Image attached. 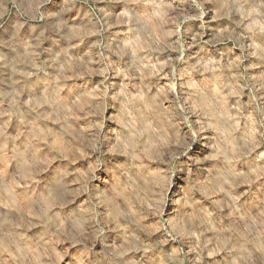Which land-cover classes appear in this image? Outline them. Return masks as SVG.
I'll list each match as a JSON object with an SVG mask.
<instances>
[{
  "label": "clouds",
  "instance_id": "clouds-1",
  "mask_svg": "<svg viewBox=\"0 0 264 264\" xmlns=\"http://www.w3.org/2000/svg\"><path fill=\"white\" fill-rule=\"evenodd\" d=\"M54 3L56 0H0V17L16 10L11 39L0 40V63L8 61L4 66L14 72L20 65L29 71L35 68L36 50L44 40L59 47L61 40L97 38L77 59L73 58L74 45L60 51L40 49L49 58L40 62L33 82L46 85V107L39 115L31 117L27 109L21 113L17 105L22 106L23 101L18 94L12 95L8 115L18 124L11 131L6 123L0 128V264H60V255L67 257L64 264H129L127 253L145 249L148 239L137 222L151 214L140 203L145 197H155L156 207L170 203L169 215L180 218L179 229L168 220L157 221L164 230L161 236L167 233V238L183 240L194 231H204L207 225L201 228L194 222L197 209L210 214L195 198L202 190L198 182L190 178L191 204L184 197L177 201L175 194L169 197V188L175 178L183 179L188 162L178 157L187 155L202 130L221 133L224 125L235 129L229 100L230 89L239 85L226 81L234 80L231 70L239 62H205L200 51L185 57V45L169 39L179 36L176 29L184 17L166 0H108L114 7L106 10L90 4L87 11L77 8L79 0H62L57 9L51 7ZM216 4V18L242 16L238 27L245 22L256 24V31L264 33V0H216ZM197 8V18L203 20V5L197 4ZM73 11L82 27H72L66 19ZM30 21L43 28L36 34L32 25L31 38L23 39L20 29ZM173 22L176 29H169L167 25ZM114 23L127 26L120 34L123 39L106 43L105 34ZM5 48L16 54L13 60L5 56ZM168 50L178 53L175 60L161 58L159 54ZM70 62L81 70L97 65L96 73L104 79L56 81V75L63 77ZM180 63L182 71L175 67ZM165 68L168 81L161 85L154 77L163 75ZM205 69L209 75L203 74ZM109 74L120 80L110 81ZM16 83L23 91V79ZM77 97L88 101L85 111L92 118L84 117ZM236 103L246 107L239 100ZM109 108L112 114L105 116ZM252 111L264 141V109L254 107ZM237 115L247 120L243 113ZM33 123L51 127L50 139L58 140L62 149L40 144ZM186 126L189 131H184ZM243 147L248 150L249 144ZM231 150L229 143L226 152L218 154L224 162L211 166L213 171L228 168V175L206 173L211 177L206 188L229 198L242 175L235 173L232 161L236 157L230 155ZM161 158L166 167L159 163ZM73 160L80 163L74 165ZM258 170L264 174V165ZM224 231L231 234L230 251L237 253L241 264H264V239L254 228L238 231L229 226ZM159 240L157 237L153 243L150 256L138 258V264H183V249L169 253ZM59 241L64 243L58 254Z\"/></svg>",
  "mask_w": 264,
  "mask_h": 264
},
{
  "label": "rangeland",
  "instance_id": "rangeland-1",
  "mask_svg": "<svg viewBox=\"0 0 264 264\" xmlns=\"http://www.w3.org/2000/svg\"><path fill=\"white\" fill-rule=\"evenodd\" d=\"M171 3L176 9H179V15L184 17L180 26L176 29L175 22L168 24L169 29H176L179 36L172 35L170 40L179 39L185 45V57L189 54L200 51L205 62L209 60H221V63L228 61L239 62V66L231 70V77L234 80L226 81L227 83H235L239 87H232L230 89L229 103L232 105L233 111L230 116L235 119V129H229L227 125L222 127L221 133H215L211 130H202L200 135L196 137L195 142L192 143L187 155L178 157L179 160L187 161L188 167L183 171V179L175 178L169 188V197L175 194L177 201L184 197L188 204L191 201L188 197L191 196L189 191L190 178L192 182H198L202 190L196 192L195 198L199 200L210 214L205 215L202 210L197 209L199 213L194 217V222H198L201 228L207 227L204 231H194L191 236H185L183 240H173L168 237L167 233L161 236L164 232L160 228L157 221L168 220L177 228H180L179 219L175 215L170 216L172 211L170 203H165L163 207H156L155 197L148 199L145 197L140 203L147 207L150 211V216L138 220L143 227V235L148 237L144 241L145 249L128 252L126 258L129 264H138V258L141 255L150 256L152 245L157 237H160L159 243L169 253L177 249H183L185 255L182 256L183 264H241L237 253L230 248L233 247V238L230 233L224 231V227H232L236 230L244 228L255 229L261 239H264V174L258 169L264 165V141H261L259 136V127L257 126V118L253 113L252 108L264 109V33L257 32L258 25L249 24L245 22L238 27L237 22L242 20V16H234L229 18L221 15L217 16L216 0H166ZM62 0H56V3L51 5L53 9H57ZM94 4L96 8L110 9L114 5L108 3V0H79L77 8L89 10V5ZM197 4L203 5L205 15L203 20L197 18L200 11ZM118 15V13H116ZM66 19L72 27H82L80 20L77 19V12L73 11L66 14ZM17 20L16 10L12 9L8 16L0 17V40H10L12 33V25ZM86 23V22H85ZM204 25L201 27V25ZM35 25L37 28L36 34L42 30L43 25L36 21H30L29 25H25L20 29V36L23 39H30L32 36L31 26ZM126 25L114 23L110 28L109 33L105 34V42L111 40H122L120 35L126 30ZM225 29L228 30L225 33ZM247 33V34H245ZM197 37H200L199 42H196ZM95 36L91 37H77L72 40H61L59 47L51 44V41L44 40L40 49H52L53 51H60L62 48H68L72 45V52L75 54L74 59L82 58L90 48L92 43L96 41ZM40 49L36 50L38 59L34 61L35 68L31 71L27 70L24 65L19 66V71L14 72L11 67H5L8 61L0 63V128L5 123L8 130L11 131L13 126L18 124L15 117H9L8 113L13 108L12 95L18 94L23 105L19 107V111L24 113L27 109L31 117H36L46 107L45 87L46 85H34L37 80V70L39 69L41 61H47L49 55L47 52H42ZM5 56L11 61L15 57L10 48L3 49ZM161 58L173 59L178 56L175 51L168 50L159 54ZM115 59V57H111ZM178 71L183 70V63L176 64ZM212 66L209 65L208 68ZM97 65H91L86 69H78L71 62L65 70L63 77L56 75V81L63 80L64 83H71L74 79L78 80H92L100 81L104 77L96 73ZM168 69L165 68L164 74L154 77L158 79L163 85L168 81ZM204 75H209L208 69H205ZM40 75H43L40 73ZM197 75H200L199 73ZM242 77V78H241ZM23 79L24 90L20 91L18 80ZM110 81H119L120 77H115L109 74ZM245 83L247 86L245 87ZM228 96V92L225 93ZM239 100L240 107L236 101ZM78 103L81 105V111L84 112L85 118H92V114L85 111L87 107V100H80L77 97ZM254 102V103H252ZM29 103L31 107L29 108ZM237 113H243L247 120L241 119ZM112 114L111 108L105 112V116ZM81 119L79 115L76 117ZM110 124L111 121H106ZM33 134L35 139L44 145H50L52 148H61L62 145L56 139H50L53 135L51 127H45L42 123H33ZM184 131H189L186 126ZM191 134V132L189 133ZM213 137H218L214 139ZM231 144V153L233 159L232 163L235 165V173H242L238 176L239 184L232 191L231 197H227L224 193H218L208 190L206 188L208 180L211 178L206 173L212 172L213 176L228 175L229 169L226 167L212 169L214 164H222L224 157L218 155L220 152H226V146ZM249 144V149L245 150L243 145ZM255 145L254 148L251 146ZM212 156L214 159L209 160L207 157ZM67 159V157H65ZM72 163L79 164L80 161L73 160ZM157 163V161H153ZM162 167H166V163L161 158L159 161ZM23 187V186H21ZM216 209L212 212L211 209ZM223 225V227H222ZM64 242H58L57 252L59 254V246ZM198 250L190 251V248ZM78 245H73V248ZM68 251H71L69 249ZM67 257L60 255V264H64ZM244 264H247L245 261Z\"/></svg>",
  "mask_w": 264,
  "mask_h": 264
}]
</instances>
